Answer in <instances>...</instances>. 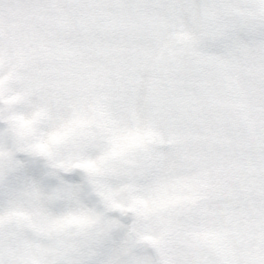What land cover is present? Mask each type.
Here are the masks:
<instances>
[{"label": "snow or ice", "instance_id": "obj_1", "mask_svg": "<svg viewBox=\"0 0 264 264\" xmlns=\"http://www.w3.org/2000/svg\"><path fill=\"white\" fill-rule=\"evenodd\" d=\"M145 45L161 76L130 106L121 73ZM6 82L56 139L93 130L114 156L166 145L146 238L165 264H264V0H0ZM57 196L31 185L0 198V264H158L127 239L97 257L84 213Z\"/></svg>", "mask_w": 264, "mask_h": 264}, {"label": "clouds", "instance_id": "obj_2", "mask_svg": "<svg viewBox=\"0 0 264 264\" xmlns=\"http://www.w3.org/2000/svg\"><path fill=\"white\" fill-rule=\"evenodd\" d=\"M175 43L179 46L183 41L176 37ZM149 49L145 45L144 55L133 57L121 73L120 88L130 106L141 93L151 95L160 79L161 61L153 59ZM10 87L15 83L0 85V198L31 185L43 196L58 193L54 203L60 210L75 207L84 213L83 228L98 244L97 257L104 255L109 244L127 239L137 256L150 253L158 264H165L164 254L146 238L157 233L149 187L157 171L155 161L166 145L149 144L145 150L114 156L107 137L93 130L72 139H56L59 130L31 113L8 91ZM10 115L15 116V129ZM149 127L161 138L169 135L159 122ZM113 221L120 227H112Z\"/></svg>", "mask_w": 264, "mask_h": 264}]
</instances>
